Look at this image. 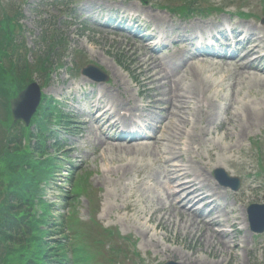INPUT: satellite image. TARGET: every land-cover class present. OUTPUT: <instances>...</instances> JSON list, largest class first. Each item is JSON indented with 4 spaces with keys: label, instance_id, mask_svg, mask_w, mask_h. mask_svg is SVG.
<instances>
[{
    "label": "rangeland",
    "instance_id": "obj_1",
    "mask_svg": "<svg viewBox=\"0 0 264 264\" xmlns=\"http://www.w3.org/2000/svg\"><path fill=\"white\" fill-rule=\"evenodd\" d=\"M93 1L95 0H21L19 3L16 0H2L0 6V19L2 18V13L11 15L13 10L19 11L21 15L20 21L23 26L21 36L27 44L28 61L33 66L37 55L43 50L39 45L40 37L44 35L53 37L54 34V37L59 38L62 36L64 37L66 33L68 37L66 38L68 43L67 47L59 50L58 54H56L52 60V63L57 66L56 63L62 59V56H65L67 60H63V63L66 70L61 69L55 71L48 85H45L44 93L47 96L63 101L61 104L64 111L70 115V120H72L75 115L74 108H76L75 106L77 104L72 102L76 95L71 96L68 87L73 85L77 91L79 89L77 85H80V88H88L89 85H92L91 83H84V79L76 72L77 65L83 64L84 66L92 63L103 68L109 75L110 82L103 86L106 89H112L116 97L120 98L121 96L123 105H129L130 107L138 106L140 112L136 111L137 113H135L134 116H140L143 112L142 115L147 118L146 120L148 122H153L154 125H156L157 122L161 123L167 115L164 111L167 105L164 104V102L169 98L167 95L161 96V94H167L168 89L164 88L158 92L144 93V95L140 94V96L137 97L138 88L140 92L145 91V88L141 87L142 85L133 84L131 79L139 77L140 71L136 68L139 66L138 59L142 60L143 58L142 54L144 49L141 43L133 37V33L129 34L126 31L119 32V30L106 31V28L93 26L87 21L89 23L88 26L84 27L81 32H78L75 37L74 32H77L79 23L83 21L79 17V11L76 8L80 5L92 3ZM104 1L116 4L115 10L105 13L104 16L112 13L116 15L126 10L129 11L130 9L132 12H129L144 18H147L146 15L149 13L153 16H163L169 23L182 30L189 28L192 24L201 23L203 21L208 22L217 19H228V23L251 26L257 30L259 29L262 35H264V25L261 24V21H264V0H217L216 4L226 7V13H231L234 17L222 16L223 14L215 15L214 13L209 16L206 14H198L189 21L181 20L178 15H172L160 9L162 6L169 7V0H148L147 5H142L139 0ZM71 2H73L75 6H71ZM240 11L249 14L250 17L248 19L246 18V20L238 19L235 15ZM47 48L48 46L43 51L44 54L47 53ZM71 49L72 51L74 50V52L66 51ZM76 51L81 52L82 55L80 59ZM192 62L193 63L189 61L184 64V66L188 65V67L185 66V71H183V69H178V67L181 66L180 62H170L171 65L175 67L172 73H170V77L174 82L178 83V93L186 95L188 97L187 100L190 99V101H192L191 106L193 107L190 110H193L199 102L198 95L194 94L195 88H200L202 97L206 99L204 103H208L211 107V116L218 120L215 121L216 123L222 122L225 108L230 102H239L243 104L240 100L245 99L253 103L255 102L259 107L263 108L261 112L257 113L259 116H257V121L254 122L255 127L252 131H249L248 138L245 137L244 139L243 150H241L240 153L236 152L238 165L232 168L225 167V171L229 176L237 177L241 180L243 187L239 192H249L246 191L245 188L253 190V195L250 198H245L242 203L246 210L252 204H264V81L260 78L258 79L261 81L253 80L255 77H252L254 76L252 71H248L247 74L242 76H237L235 70L231 68L225 71V65L217 60L200 57L199 60L195 59ZM259 67L264 69V65ZM118 68L122 69V71L120 70L121 74L117 73V75L120 74L122 76L121 81L115 76V69L119 71ZM119 77L120 76H118V78ZM34 78H36L35 81L39 84H43V77ZM222 78L223 80L221 81ZM139 80L141 81V79ZM234 84L242 85L241 91L238 86L237 93ZM153 86L155 85H152V87ZM62 88L64 91L60 93ZM95 89L98 90L99 86H96ZM115 89H118L120 94L115 92ZM233 91L236 92V95L233 94L229 96ZM142 96H144L143 100L141 99ZM224 96H226V100L220 104H216V100ZM76 100L79 101L78 98ZM155 100H161L163 103L159 105V109L153 110L152 104ZM197 110L198 109L195 108L194 111H190L191 114L188 113L191 120L194 119L193 115ZM151 111H153V113H151ZM195 118L199 119V117ZM6 120V112L2 109L0 113V126H2L1 123H5ZM199 120L201 122V119ZM244 121L245 120H243V124L238 122L236 124L244 126L246 124ZM201 125L205 126L206 124L201 123ZM9 126L10 124H5L4 127H0V132L4 134L6 132L4 129ZM73 129L75 131V128ZM19 131L20 128H17L14 134L17 135ZM222 137L223 130H217L213 134L214 139H221ZM65 140L68 146L66 152L55 153L51 148L48 150L50 154H55L57 158L64 156V159L57 162L59 168L54 171L55 175L53 178L49 180L46 185L42 184V198L51 207L52 216L50 227H55V223L68 218V225H70L73 233L69 235L68 232H66L65 234L69 236L74 235V243L81 248H86L89 255L97 254L96 246L99 247L103 243H105L106 246L104 249L100 248V251L102 254L105 252L104 254L106 257L110 254L112 256L116 255L114 252L117 251V247H120L121 250H125L129 247L128 250H126V254L130 261H126V264H164L168 261H173L178 264H189L181 260L182 257L180 253L190 256L195 253L193 257L214 261L213 263L222 260V258L217 256L218 254H216L215 258L210 256L207 248L208 239L207 242L198 244V241L196 243H191L189 238H185V243L183 244L181 237H176V231L172 229L169 231L166 226L164 230L154 231L153 227L156 223H145L144 226H141L137 223V218L133 216L132 213L122 210L123 201L126 200L130 194L133 196V193L147 202L144 205L146 208L151 206V209H156L162 206L159 200L160 197H166L163 174V168L165 166L162 157L156 154L153 142L150 148L135 150L133 153L121 150H111L104 153L103 150L99 148V145H97L99 141L95 135H91L90 139H88V134L84 133L79 136H69ZM31 143L33 144L34 142ZM183 143L184 141L181 142V145ZM204 148H202V152ZM23 151L24 153H28L26 148H24ZM103 154H105L104 160L102 159ZM14 158L16 157H10L11 160ZM221 158L224 160L225 156L223 155ZM8 164V159H4L0 162V190L14 185V180L17 178L15 174H10L5 170ZM127 164H131V167L125 172L123 167ZM77 172L81 173L79 176L83 177V180L86 181V185H82L83 192L85 193L80 198L74 196L69 188L71 186V180L75 178L73 173ZM213 172L214 168L209 167L210 175H212ZM257 173H259V175H256ZM138 175H141V177L146 175V178L150 176L153 182L150 185H143L144 182L140 183L136 189L132 188L131 191V184H137L139 181L137 178ZM213 183H215L214 180ZM225 194L228 204L233 200L237 201L235 198H237L238 195L233 192L227 191ZM4 196L6 195L0 194V205L1 202H3ZM66 196H70L68 203L63 201ZM96 212L97 226L94 221V214ZM63 216L67 218L63 219ZM177 218L182 219L181 216L176 217V219ZM1 220L2 218H0V225L2 223ZM0 229L1 231H5V225ZM102 229L112 231L116 229L118 232H115L116 234L105 232V234L95 236L101 233ZM147 229H149V234L145 233ZM180 234H182V232H180ZM204 234L205 228H201L195 234V238L199 239ZM236 234L235 241L245 236V232L241 233L237 231ZM3 236V234H0V255L2 256L13 246L12 244L2 241ZM166 236L167 241H164L163 239ZM55 237L59 238V236ZM152 237H155V241H159L163 247H167L175 252V254H157V250L153 246L152 241H150ZM48 239L51 238L48 237ZM188 242L189 245L186 244ZM248 242V247L252 250L248 251L246 254L241 250L237 253L238 257H235L236 253L234 251L235 260L238 261L240 259L241 263H246V261H248L249 264H264V253L260 246L261 242L264 243V234L257 236L250 231L248 234ZM131 243L136 245V254L138 257L140 255L142 260L138 258L135 259L132 253L135 248L130 246ZM109 247L113 248L109 249ZM253 250L255 251L252 252ZM0 264L3 263L0 262Z\"/></svg>",
    "mask_w": 264,
    "mask_h": 264
},
{
    "label": "bare ground",
    "instance_id": "obj_2",
    "mask_svg": "<svg viewBox=\"0 0 264 264\" xmlns=\"http://www.w3.org/2000/svg\"><path fill=\"white\" fill-rule=\"evenodd\" d=\"M155 21H157L160 27L167 25L165 19L162 16H156ZM167 27L172 33L177 31L175 26ZM251 32L254 35L255 29H251ZM170 34L171 33H161V37H164L160 39L159 43H166V39ZM256 40L259 42H256V44L252 46L251 50L245 55L257 56L262 39L257 35ZM185 42L186 40L180 41V43L183 45ZM156 59L157 58L155 56H151L149 59L147 56H144L142 60L138 59L139 73L140 75H143L148 85L150 86L152 84H156V91H160L164 88L168 89L167 94H161V96L167 95V97H169L168 100L164 102V104L167 105V108L164 110L167 113V116L163 122L165 124L164 127L160 126L156 129L154 136H145L139 140H131L130 142H127L126 145L114 143V129H118L124 133L128 127L129 121L124 120L122 127L118 126L117 123L111 126V121L113 120L114 115L109 113L110 111L107 109V106H105V103L110 102L112 99L115 100V95L113 94L107 100H104L103 104H96L94 106L95 115L90 114V116H86L81 114L79 117L80 125L84 127L86 126V119L90 120L91 124L95 126L101 137L99 139V146L102 148L104 153L111 150H121L133 153L135 150H144L150 148L153 142L156 154L159 157H162V160H165L164 164L166 166L163 168V174L165 180L164 189L166 190V198L164 199L163 197H160L159 202L161 203L160 205H162L160 208L151 209V206H148L147 208L144 207L147 202L142 198L140 199L136 194L133 193V196L130 194L126 200L123 201L122 210L132 213L133 216L137 218V223L141 226H144L145 223H156V225L153 227L154 231L164 230L165 226L169 231L170 229L176 231V237L180 236L183 244L185 243V238L187 237L191 240V243H196L198 241V244H201L208 239V253L214 258L216 257V254L222 257V261L213 263L207 259L193 257L195 253L192 256L180 253L182 257L181 260L186 261L189 264H249L248 261H246V263H241L240 259L235 262L230 257L231 253L226 252L230 250L236 251L239 249H243V251L247 252V236L235 241V226L237 224L243 231L248 233V221L246 213L244 212V208H241L242 206H240V209L237 210V208H234V205H231L221 209L220 205L218 204V200L221 199L222 193H219L216 186L212 184L208 169L212 166L213 162H216L214 167L223 166V162L228 167H233L234 165L237 166L236 161L233 160L234 155L236 152H241L240 150L243 146L245 137H247L248 132L255 127V124L252 120L255 108L250 102L244 104L246 106L245 116L247 119V126H239L236 124V122L233 120L234 114H230L231 118H229L228 126H231L232 129L225 128V136L222 141H224L227 145L222 147V150L220 151L225 156L224 160L220 159V156L214 153V150L211 149V147H213L212 144L208 147V149L211 150L206 151L208 153L206 157L203 154H197L198 148H201L200 142L188 136L186 139L189 141L190 147L188 154H195L196 157H190L189 161L185 165H182L179 162L181 161L182 155L177 151L176 146H178L179 142L185 139L187 133L190 134V132H194L196 126L200 123L192 124L189 119L184 120L183 115L190 107L192 102H188V97L186 95L178 93V83L171 79L170 73H172V69L169 67L167 61L164 59H157V61H155ZM246 59L247 57H242L235 62V74L237 76L247 74V72H245L247 70H255L252 64L257 60L244 62ZM258 59H262V57H258ZM185 66L188 67V65ZM185 66L183 71L186 70ZM253 75L254 76L252 77H255L253 80L264 81V75H261V80L258 79L259 74ZM118 76L120 77L118 78ZM117 79L121 81L122 76L120 74L117 75ZM222 80L223 78L221 81ZM237 85H235V87H237ZM241 87L242 85H239L240 91ZM194 94L198 95L200 100L202 99L200 88H195ZM102 99H105V95L101 96L99 101ZM162 103L163 102L161 100H155L152 104V109H159V105ZM175 111H177V113H175ZM151 113H153V111H151ZM198 114L200 115L201 111H199ZM176 117H179L177 121L178 123L175 121L177 120ZM180 120H183V122H180ZM206 124L207 128L200 131V134L204 136L205 140L210 133L209 128L212 126L209 121H206ZM180 125L191 126L192 129L191 131H186L183 133L180 129ZM105 129H108L107 134L104 132ZM162 142L167 143L166 147H164L165 144L162 147ZM195 145H197L198 148H195ZM220 152L219 154H221ZM104 157L105 154L102 155L103 160ZM175 159H179V161H176ZM194 164L197 166L192 168ZM130 167L131 164H127L123 167V169L126 172ZM137 178L139 181L137 184H131V191L132 188L136 189L140 183L144 182L143 185H150L153 182L150 176H147L146 178V175L144 177L138 175ZM238 202L240 203L241 200ZM197 205L202 206V209L194 211ZM165 207H167V210ZM178 216H181L182 219H176ZM237 221L240 222L235 223ZM202 226L205 228V234L200 239L196 240L195 234ZM218 228L223 230L220 232ZM180 232H182V234H180ZM145 233L149 234V229L145 230ZM163 240L167 241V236L164 237ZM150 241H152L153 246L157 250V254H175V252L168 249L167 247H163L159 241H155V237H152ZM186 244L189 245V242Z\"/></svg>",
    "mask_w": 264,
    "mask_h": 264
},
{
    "label": "trees",
    "instance_id": "obj_3",
    "mask_svg": "<svg viewBox=\"0 0 264 264\" xmlns=\"http://www.w3.org/2000/svg\"><path fill=\"white\" fill-rule=\"evenodd\" d=\"M4 215L5 216V222L3 224L0 225V228L5 225L7 227V231H11V230H18L21 231L22 229V225L20 223H22L23 219H22V214H15L13 216V218H10L8 209L6 207H2L0 208V216ZM18 223H17V222ZM21 233H24L23 231H21ZM4 240V239H3ZM35 243V240L29 239L28 242H26V244L19 242L17 246V248H9V251L5 254V255H0V262H2L3 264H24L26 263L25 259L27 257L32 258V257H36L39 256L38 253L34 252L36 250H39V243ZM34 244V245H33ZM28 246H30L29 248H27ZM58 249L57 251H55V256H58L60 254V252H62L65 248L64 246H61L60 244H57ZM33 252V253H32ZM75 253H77L75 255V259L78 260L80 257H82L83 260H88L89 258L87 256L84 255L83 251L80 252L77 249L74 250ZM32 253V254H31ZM53 252H51L52 254ZM41 257H44L42 254H40Z\"/></svg>",
    "mask_w": 264,
    "mask_h": 264
},
{
    "label": "water",
    "instance_id": "obj_4",
    "mask_svg": "<svg viewBox=\"0 0 264 264\" xmlns=\"http://www.w3.org/2000/svg\"><path fill=\"white\" fill-rule=\"evenodd\" d=\"M35 106H36V103L33 105V109L35 108ZM260 230H261V231L264 230V223H263V225H262V228H260Z\"/></svg>",
    "mask_w": 264,
    "mask_h": 264
}]
</instances>
